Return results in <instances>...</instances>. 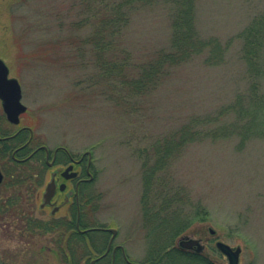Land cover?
Instances as JSON below:
<instances>
[{"label":"rangeland","instance_id":"rangeland-1","mask_svg":"<svg viewBox=\"0 0 264 264\" xmlns=\"http://www.w3.org/2000/svg\"><path fill=\"white\" fill-rule=\"evenodd\" d=\"M114 1L0 0V58L20 81L28 108L23 124L36 134L33 147H66L75 156L93 152L100 194L94 225L116 228L115 244L131 261L147 263L152 226L146 211L156 205L165 209L160 217L179 216L181 208L183 214L204 210L174 246L186 236L202 238L201 257L229 264L215 246L221 241L241 248L239 264H264V134L257 127L244 132L246 119L226 109L249 102L253 81L238 37L264 19V0H196L197 29L225 49L222 61L206 63L209 53L198 55L171 69L150 93L130 83L156 50L168 46L171 7L162 0L136 6L120 41L133 58L109 52L98 58L86 42L113 14ZM102 40L111 37L105 33ZM201 118L206 125L193 122ZM234 124L239 134L216 136ZM190 127L207 130V138L179 153V131ZM149 172L155 182L147 191ZM11 190H0V264H64L54 238L32 234L27 200L5 212ZM93 235L108 240L104 232ZM105 247L100 241L82 264Z\"/></svg>","mask_w":264,"mask_h":264},{"label":"trees","instance_id":"trees-1","mask_svg":"<svg viewBox=\"0 0 264 264\" xmlns=\"http://www.w3.org/2000/svg\"><path fill=\"white\" fill-rule=\"evenodd\" d=\"M157 1L115 0L113 14L108 16L107 19L102 18L99 25L95 28L96 32L94 31L93 38L86 44L93 45V52L98 58H103L106 52L113 53V58H133L129 50L120 47L124 29L131 21L136 6L151 5ZM162 2L169 4L172 10L170 15L172 24L170 41L167 47L156 50L150 57L151 59L139 68L138 77L130 83L132 85L131 88L137 89V91L142 90L148 93L154 91L168 77L171 69L189 62L198 55L208 52L209 56L206 57V63L209 61L216 64L222 61L221 58L225 51L217 40H205L200 35L195 23L196 0H162ZM105 33H108L111 37L109 43L102 40ZM98 36L100 39L97 40ZM238 38L243 40L242 57L248 65L249 76L253 84L249 92L247 107L239 108L238 104H233L226 109L227 111L235 112L238 118L246 119L247 123L244 132H255L257 127L259 133L263 135L264 94L261 95L259 90L262 87L261 81H264V19H260L258 23L255 22ZM241 113L243 115H239ZM193 122L206 125L207 118H201L200 121L193 120ZM238 131L239 126L236 124L233 126L226 125L224 129L217 131L216 136L239 134ZM204 138H207V130H193V127L180 129L179 144L176 150L181 153L183 148L189 143L200 141ZM22 141L23 138L20 137L10 143H4L3 145L0 143V164L5 172V180L0 186V190L4 193L12 189L11 191L13 192V195L8 198L9 202L5 204L8 207L5 210L7 214L16 211L23 200H27L32 208L34 199L32 192L36 189V186H33L36 183L40 185L41 182L38 180L33 182L29 168L46 166L45 162L39 157L24 162L12 159L13 146L20 145ZM162 151L169 152L167 147L164 150L162 149ZM157 154H159V158L161 154ZM37 159H40V163L35 165L34 161ZM158 163L159 161L156 164ZM154 182L153 173L149 172L146 176L147 191L150 190ZM160 208H157L156 205H151L146 211L147 224L149 223L152 226L151 235L148 236L150 247L147 264H213L201 256L184 255L174 248L175 240L193 223L196 217L205 214L204 210L200 209L201 207H195L192 208V212L183 214V209L181 208L179 216L170 214L160 217L159 213L165 210L162 207ZM29 224L31 226V221ZM53 225L58 226V223H53ZM80 241L83 242L84 240H68L67 244L65 238H54L53 242L57 245L55 247H58L64 264H77L88 256V254H76L73 252L74 246L79 244ZM83 245L85 244L83 243ZM77 255L80 258H77ZM103 263H106V261Z\"/></svg>","mask_w":264,"mask_h":264},{"label":"flooded vegetation","instance_id":"flooded-vegetation-1","mask_svg":"<svg viewBox=\"0 0 264 264\" xmlns=\"http://www.w3.org/2000/svg\"><path fill=\"white\" fill-rule=\"evenodd\" d=\"M2 60L6 63L4 59ZM8 78H15L11 76L10 70ZM22 100L23 94L21 99L23 103ZM2 103L0 99V143L3 145L22 137L23 141L21 144L12 148V159L24 162L39 157L46 164L45 167L33 166L29 168L33 182L37 180L41 182L40 185L36 183L33 186H36V189L32 192L34 197L32 215L30 216L32 234L43 237L48 236L51 239L65 238L66 243L68 240L82 239L84 240L83 242L80 241L79 244L74 246L73 252L76 254H93L94 250L98 249L100 241L103 244L106 243L104 252L91 259L89 264H92V260H96L95 264H107L103 262L108 259L110 260H108V264H143L131 261L126 255L125 247L115 244L118 236L116 228L94 225L98 221L100 194L98 172L93 166V152L87 150L79 156H75L66 147H57L53 151L44 144L33 147L36 139L35 130L23 124V116L28 112V108L20 116L19 124H14L8 119ZM38 163H40V159L34 161L35 165ZM0 170L4 176L1 186L5 180V172L1 164ZM49 185H54L53 196L49 204L41 207L44 194ZM53 223H58V226H54ZM101 229H116L117 234L113 238L111 232ZM99 232L107 234L108 240L106 241V238H101L100 240L97 235H93ZM211 234L214 236L215 233L211 232ZM186 238L188 236L184 237L179 242V246L174 248L184 255L202 256L201 253L206 248L202 244V238L195 239L199 240V244L191 248L185 247V244L190 241V239ZM55 249L59 251L58 247H55ZM107 251L108 254L104 255ZM77 264H82V261Z\"/></svg>","mask_w":264,"mask_h":264},{"label":"water","instance_id":"water-1","mask_svg":"<svg viewBox=\"0 0 264 264\" xmlns=\"http://www.w3.org/2000/svg\"><path fill=\"white\" fill-rule=\"evenodd\" d=\"M9 68L6 63L0 59V99L2 100L3 109L8 117V119L14 123L19 124L20 116L27 111V107L21 102L22 99V88L19 81L15 78L9 79ZM3 174L0 170V184L3 182ZM54 185H49L46 189L43 198V204L41 207H44L46 204H49L51 198L53 196ZM104 231L111 232L113 234V238L117 234L116 229H101ZM214 234L215 231L211 230ZM199 244V240H190L185 247L191 248ZM217 249L225 255L228 260L229 264H239L240 263V254L241 248H233L230 245L224 242H217L216 244ZM110 248V247H109ZM108 251L104 254L107 255ZM103 255V256H104ZM96 260L92 262L95 264Z\"/></svg>","mask_w":264,"mask_h":264}]
</instances>
